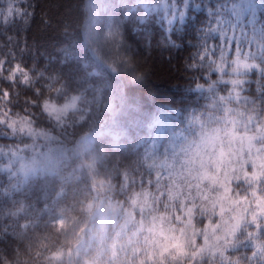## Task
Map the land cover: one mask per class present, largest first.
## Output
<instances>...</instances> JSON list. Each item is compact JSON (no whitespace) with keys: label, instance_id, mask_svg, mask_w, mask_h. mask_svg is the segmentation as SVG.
I'll return each mask as SVG.
<instances>
[{"label":"clouds","instance_id":"1","mask_svg":"<svg viewBox=\"0 0 264 264\" xmlns=\"http://www.w3.org/2000/svg\"><path fill=\"white\" fill-rule=\"evenodd\" d=\"M36 10L0 0V264H264V0H68L28 59Z\"/></svg>","mask_w":264,"mask_h":264},{"label":"trees","instance_id":"2","mask_svg":"<svg viewBox=\"0 0 264 264\" xmlns=\"http://www.w3.org/2000/svg\"><path fill=\"white\" fill-rule=\"evenodd\" d=\"M67 2L68 0H36V16L32 27L26 34V42L30 48L28 59H31L33 55L42 58L41 53L45 50L53 51L59 38L54 28L45 26V14L48 19L55 22L63 14V7ZM33 44L35 45L34 48ZM156 64L157 79L154 81V86L162 92H171L169 62L163 58V55H160L156 58ZM160 115L162 121L168 119L166 113L161 112Z\"/></svg>","mask_w":264,"mask_h":264}]
</instances>
